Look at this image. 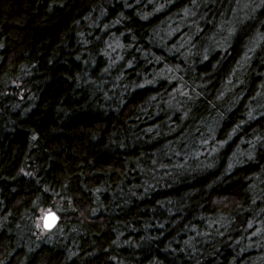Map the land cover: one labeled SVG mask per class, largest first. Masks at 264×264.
Returning a JSON list of instances; mask_svg holds the SVG:
<instances>
[{
	"label": "trees",
	"instance_id": "16d2710c",
	"mask_svg": "<svg viewBox=\"0 0 264 264\" xmlns=\"http://www.w3.org/2000/svg\"><path fill=\"white\" fill-rule=\"evenodd\" d=\"M0 264H264V0H0Z\"/></svg>",
	"mask_w": 264,
	"mask_h": 264
},
{
	"label": "water",
	"instance_id": "95a60500",
	"mask_svg": "<svg viewBox=\"0 0 264 264\" xmlns=\"http://www.w3.org/2000/svg\"><path fill=\"white\" fill-rule=\"evenodd\" d=\"M58 220H59L58 216L53 211L48 210L44 212L43 215L41 216L42 228L44 230H51L55 227Z\"/></svg>",
	"mask_w": 264,
	"mask_h": 264
}]
</instances>
